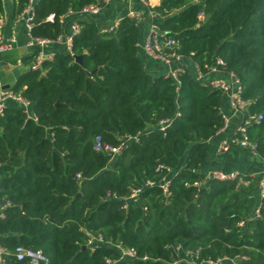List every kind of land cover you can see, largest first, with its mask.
Returning <instances> with one entry per match:
<instances>
[{
    "label": "trees",
    "instance_id": "trees-1",
    "mask_svg": "<svg viewBox=\"0 0 264 264\" xmlns=\"http://www.w3.org/2000/svg\"><path fill=\"white\" fill-rule=\"evenodd\" d=\"M94 1L37 0L32 36L56 38L68 10ZM28 2L12 0L13 17ZM151 10L181 56L202 71L219 57L235 73L246 114L261 115L247 131L264 158V0H160ZM70 18L81 24L70 50H56L12 87L31 102L32 115L14 102L0 115L6 263L32 264L16 258L23 247L47 257L36 264H228L237 256L264 264L256 180L240 173L250 182L237 185L238 178L214 180L200 170L223 126L220 90L185 71L174 79L147 70L137 53L141 28L127 17L114 31L87 16ZM95 136L122 150H94Z\"/></svg>",
    "mask_w": 264,
    "mask_h": 264
},
{
    "label": "built area",
    "instance_id": "built-area-1",
    "mask_svg": "<svg viewBox=\"0 0 264 264\" xmlns=\"http://www.w3.org/2000/svg\"><path fill=\"white\" fill-rule=\"evenodd\" d=\"M112 0H95L92 3H89L83 6L77 13L68 10L65 15L60 19L64 23V18L66 15L73 16L78 14L81 16H86L90 14L97 13L104 5H107ZM153 17V12L148 3V0H137ZM33 4L28 2V4L22 9V11L16 16L17 20H20L24 23L27 29V40L25 45L33 50V56L31 59V64L29 70L41 69L42 64L45 61L51 60L56 52L54 46L57 44H62L65 50H70L72 36L79 32L81 24L78 20L72 19L68 24V31H63L56 38H43V37H34L31 34L32 27V18H33ZM128 18L131 19L136 26L141 28V15L138 12L131 11L128 14ZM198 19H203V11L198 13ZM47 21L52 22L53 15L50 14L46 17ZM120 24L119 19H114L111 21L105 29L107 31H114L118 28ZM17 44V37L13 34L4 33V23L0 18V55L6 54L12 51ZM136 46L142 54L148 58H151L158 63H160L163 68V75L166 77H171L176 79L178 71H185L181 68H177L175 63L183 58L177 52V43L171 38L164 37L158 28L151 23L147 32L144 35H141L140 39L137 41ZM186 72V71H185ZM212 77V78H211ZM195 80L201 82H207L210 86L215 87L220 90L222 97H226L228 101V106L230 112L233 116L238 118V123L236 128L232 133H230L226 138L222 139L218 145V153L223 154L228 152L233 147H240L249 150L255 154L256 143L252 141L248 135L247 127L253 123H258L261 119V115H247L246 105L248 103L242 96L243 90L239 79L234 72L224 69V62L221 58H214L213 62L207 66L206 71H202L195 64ZM7 101H12L16 103L21 110L32 115L30 111L31 102L25 99L20 92H15L12 89H9L5 92L0 90V115L2 114L3 109L6 106ZM223 117V126L219 129L226 127L228 118L225 114L222 113ZM164 123H161L160 128L163 129ZM93 148L96 151H100L111 156L119 154L122 150L121 146L114 147L109 144L102 143L99 136H95L93 140ZM240 173L236 172H223V171H211L206 173V177L214 180L225 181L229 179H237V185L247 186L250 182V179L242 178L239 176ZM252 178V175L249 174ZM167 180H163V192H166ZM194 184H197L196 182ZM260 197L264 196V175L262 181L259 183ZM136 195V191L133 192L132 197ZM257 214V210H256ZM121 254L123 256L132 257V249H121ZM0 248V264H7L4 258L1 255ZM15 256L18 260L28 258L32 264H36L40 261L47 262V257L41 251H33L31 249H26L23 247H17L14 250ZM247 258L244 256H237L233 259H227L228 264H250L246 262ZM222 259H218L211 264H221ZM109 262V261H107Z\"/></svg>",
    "mask_w": 264,
    "mask_h": 264
},
{
    "label": "crops",
    "instance_id": "crops-1",
    "mask_svg": "<svg viewBox=\"0 0 264 264\" xmlns=\"http://www.w3.org/2000/svg\"><path fill=\"white\" fill-rule=\"evenodd\" d=\"M36 1L29 0L32 4ZM159 1L148 0V3L150 7H153L158 5ZM131 11L138 12L141 15V35H144L152 23V17L137 0H112L107 5H104L97 13L86 16L96 21L101 28L105 29L114 19H119L121 22L122 18H128V14ZM70 17L71 15H66L64 18L65 31H68L67 24L71 21ZM1 19L4 23V33H13L17 37V44L12 51L0 55V87L16 82L22 74L27 72L33 56V50L25 45L27 29L24 23L17 20L16 17H13L12 0H3V15ZM54 48L55 50H61L64 49V46L57 44ZM137 53L147 70L158 74L163 73V68L160 63L144 56L140 50ZM175 65L177 68L185 70L192 78L195 77V63L191 58L183 57ZM12 103L11 101H7L6 105ZM221 112L228 118L227 125L209 139L207 155L204 162L200 165V170L205 173L211 171L249 173L259 186L264 175V158H259L249 150L240 147H233L223 154L218 153L220 141L232 133L239 122L238 118L231 114L225 96L221 102ZM150 129L149 127L148 130Z\"/></svg>",
    "mask_w": 264,
    "mask_h": 264
},
{
    "label": "water",
    "instance_id": "water-1",
    "mask_svg": "<svg viewBox=\"0 0 264 264\" xmlns=\"http://www.w3.org/2000/svg\"><path fill=\"white\" fill-rule=\"evenodd\" d=\"M75 60L78 61V62H80V57L77 56L75 58ZM14 84H15V82H13L11 84H8V85H3V86L0 87V90L3 91V92H5V91H7L9 89H12V87L14 86Z\"/></svg>",
    "mask_w": 264,
    "mask_h": 264
},
{
    "label": "rangeland",
    "instance_id": "rangeland-1",
    "mask_svg": "<svg viewBox=\"0 0 264 264\" xmlns=\"http://www.w3.org/2000/svg\"><path fill=\"white\" fill-rule=\"evenodd\" d=\"M94 243H98V242H97V241H95V240H93V241H92V244H94Z\"/></svg>",
    "mask_w": 264,
    "mask_h": 264
}]
</instances>
